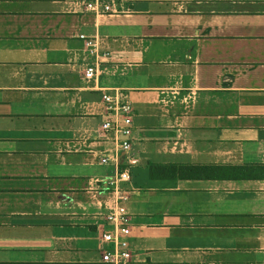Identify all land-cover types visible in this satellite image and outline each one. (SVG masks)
<instances>
[{
    "label": "crops",
    "instance_id": "0c3cea01",
    "mask_svg": "<svg viewBox=\"0 0 264 264\" xmlns=\"http://www.w3.org/2000/svg\"><path fill=\"white\" fill-rule=\"evenodd\" d=\"M106 1L0 0V264H264V0Z\"/></svg>",
    "mask_w": 264,
    "mask_h": 264
},
{
    "label": "built area",
    "instance_id": "2783aa9c",
    "mask_svg": "<svg viewBox=\"0 0 264 264\" xmlns=\"http://www.w3.org/2000/svg\"><path fill=\"white\" fill-rule=\"evenodd\" d=\"M80 5L81 12L104 13L110 10V4L106 0H73ZM95 74L92 66H87L83 72L86 79ZM105 104V119L101 123V128L111 131L118 136L119 146L125 152L130 148V134L132 129V109L129 102L123 99L121 93L117 96L108 94L102 95ZM107 160L106 155L101 158L102 162ZM131 178L128 170L119 171L116 180L127 181ZM113 182V181H112ZM111 182V183H112ZM107 221L111 224L110 230L104 231L101 240L106 244V248L101 254V259L106 263L120 264L127 261L130 257L128 243L126 240L129 234L128 215L125 209L117 206L115 211L106 215Z\"/></svg>",
    "mask_w": 264,
    "mask_h": 264
}]
</instances>
